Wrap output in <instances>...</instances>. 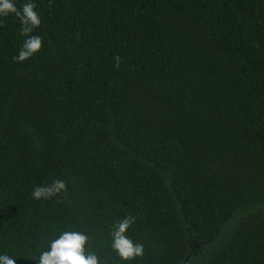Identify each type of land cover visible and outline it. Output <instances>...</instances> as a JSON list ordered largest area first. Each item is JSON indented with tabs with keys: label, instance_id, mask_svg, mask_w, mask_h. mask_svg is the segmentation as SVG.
Returning a JSON list of instances; mask_svg holds the SVG:
<instances>
[{
	"label": "trees",
	"instance_id": "trees-1",
	"mask_svg": "<svg viewBox=\"0 0 264 264\" xmlns=\"http://www.w3.org/2000/svg\"><path fill=\"white\" fill-rule=\"evenodd\" d=\"M34 3L24 61L0 18V252L35 264L71 226L109 264H264V0ZM129 214L144 251L123 261Z\"/></svg>",
	"mask_w": 264,
	"mask_h": 264
},
{
	"label": "clouds",
	"instance_id": "clouds-1",
	"mask_svg": "<svg viewBox=\"0 0 264 264\" xmlns=\"http://www.w3.org/2000/svg\"><path fill=\"white\" fill-rule=\"evenodd\" d=\"M14 15L19 21V33L24 37L16 55L15 61H24L32 57L41 48V37L31 34L40 25L41 20L34 0H26L16 6V0H0V18ZM119 61V57H115ZM65 181L52 179L50 183L35 185L31 197L35 200L49 199L65 190ZM135 217L125 215L114 221L109 228L110 248L123 261L132 260L143 255L144 245L133 241L127 234V229L133 224ZM91 236L84 231L68 226L56 229L46 240V248L38 255L25 253L35 261V264H109L104 256H98L91 243ZM16 255L0 252V264H15Z\"/></svg>",
	"mask_w": 264,
	"mask_h": 264
}]
</instances>
